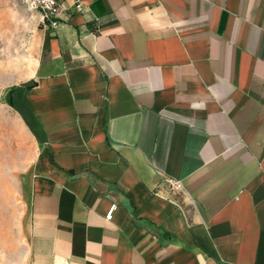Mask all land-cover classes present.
Wrapping results in <instances>:
<instances>
[{
    "label": "crops",
    "instance_id": "0c3cea01",
    "mask_svg": "<svg viewBox=\"0 0 264 264\" xmlns=\"http://www.w3.org/2000/svg\"><path fill=\"white\" fill-rule=\"evenodd\" d=\"M57 2L0 264H264V0Z\"/></svg>",
    "mask_w": 264,
    "mask_h": 264
},
{
    "label": "rangeland",
    "instance_id": "374dc122",
    "mask_svg": "<svg viewBox=\"0 0 264 264\" xmlns=\"http://www.w3.org/2000/svg\"><path fill=\"white\" fill-rule=\"evenodd\" d=\"M39 14L27 0H0V224L17 222L23 213L19 188L31 154L28 130L2 98L33 69L41 40Z\"/></svg>",
    "mask_w": 264,
    "mask_h": 264
},
{
    "label": "trees",
    "instance_id": "16d2710c",
    "mask_svg": "<svg viewBox=\"0 0 264 264\" xmlns=\"http://www.w3.org/2000/svg\"><path fill=\"white\" fill-rule=\"evenodd\" d=\"M35 86L32 80H28L22 84L10 86L5 89L3 93V101L8 102L22 117L25 125L36 136V138L42 141L44 134L36 122L34 115H32L30 109L27 106L25 95L27 90Z\"/></svg>",
    "mask_w": 264,
    "mask_h": 264
},
{
    "label": "built area",
    "instance_id": "2783aa9c",
    "mask_svg": "<svg viewBox=\"0 0 264 264\" xmlns=\"http://www.w3.org/2000/svg\"><path fill=\"white\" fill-rule=\"evenodd\" d=\"M32 7H34L41 16V20L44 24L55 28L61 21V13L63 10L62 4L57 0H27ZM79 7V5H77ZM166 186L170 188L180 189L181 185L178 181L170 179L166 182ZM114 204H112L106 214V218L110 219L114 210Z\"/></svg>",
    "mask_w": 264,
    "mask_h": 264
}]
</instances>
